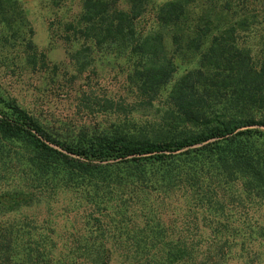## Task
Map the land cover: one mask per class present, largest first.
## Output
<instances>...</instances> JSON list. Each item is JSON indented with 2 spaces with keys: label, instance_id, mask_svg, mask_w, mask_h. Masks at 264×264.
<instances>
[{
  "label": "trees",
  "instance_id": "16d2710c",
  "mask_svg": "<svg viewBox=\"0 0 264 264\" xmlns=\"http://www.w3.org/2000/svg\"><path fill=\"white\" fill-rule=\"evenodd\" d=\"M80 3L78 71L107 49L142 104L170 84L172 106L64 132L0 88V264H227L237 249L249 264L252 226L233 216L264 201V0Z\"/></svg>",
  "mask_w": 264,
  "mask_h": 264
},
{
  "label": "rangeland",
  "instance_id": "374dc122",
  "mask_svg": "<svg viewBox=\"0 0 264 264\" xmlns=\"http://www.w3.org/2000/svg\"><path fill=\"white\" fill-rule=\"evenodd\" d=\"M10 1L6 7L9 23L0 25V88L30 113L64 132H98L128 120L142 123L159 119L172 106L170 84L159 90L151 104H142L129 89L127 61L112 57L107 49H96L94 60L82 73L78 71L72 53L80 47V41L69 23L76 24L80 0H65L60 5L51 0ZM249 43L255 50L256 40L249 38ZM183 68L180 65L174 79ZM80 89L94 92L98 99L110 96L125 111H90L79 102ZM37 210L32 208L30 212ZM234 218L252 226L248 231L254 239L249 264H264V201L246 204L241 215ZM239 253L237 249L227 264H240Z\"/></svg>",
  "mask_w": 264,
  "mask_h": 264
}]
</instances>
